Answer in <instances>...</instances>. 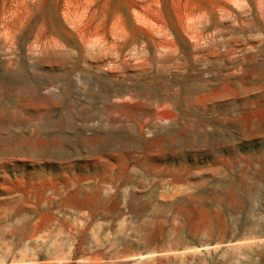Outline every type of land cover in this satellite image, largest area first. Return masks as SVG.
Here are the masks:
<instances>
[{
  "label": "rangeland",
  "instance_id": "374dc122",
  "mask_svg": "<svg viewBox=\"0 0 264 264\" xmlns=\"http://www.w3.org/2000/svg\"><path fill=\"white\" fill-rule=\"evenodd\" d=\"M0 36V264H264V0H0Z\"/></svg>",
  "mask_w": 264,
  "mask_h": 264
},
{
  "label": "bare ground",
  "instance_id": "6f19581e",
  "mask_svg": "<svg viewBox=\"0 0 264 264\" xmlns=\"http://www.w3.org/2000/svg\"><path fill=\"white\" fill-rule=\"evenodd\" d=\"M4 35V34H3ZM1 37V36H0ZM4 37H7L6 36V34L4 35ZM6 39V38H5ZM38 41V40H37ZM36 42V41H35ZM11 43V42H10ZM35 45V44H34ZM26 47V46H25ZM24 47V48H25ZM35 47H36V45H35ZM38 47V46H37ZM40 47V46H39ZM58 47V46H57ZM41 48V47H40ZM39 48V50H38V53L36 52V54H38V56H40L39 54L40 53H42V50ZM55 48H56V46H55ZM27 53L26 54H23V55H27V56H31V55H34V46L33 47H27ZM45 49V48H44ZM43 49V50H44ZM45 51V50H44ZM36 59H33V60H31V61H26V60H24V56H20V58H19V60H18V62H19V64H21L20 65V67H21V69H23V70H29V69H31L32 67H34V66H36V63H37V60L39 59V58H37V56L35 57ZM10 64V63H9ZM47 76H49L50 78H52L53 80H55L57 77H58V75H55V74H48ZM0 85L1 86H3V87H7V85H5V83H4V81H2V82H0ZM23 88H22V90H25V89H28V90H30V91H32V92H36L37 91V89H38V84L37 83H31V84H24L23 83V86H22ZM18 102V101H17ZM20 103H21V101H20ZM4 105V104H3ZM18 105L19 104H17L16 102L13 104V106H14V109H15V112H16V114H15V116H19V115H21V114H24V111L22 110V109H20V108H18ZM28 121V120H27ZM16 122H19V121H17L16 120ZM55 125V124H54ZM43 126H45V125H43ZM42 130H45L44 128H42ZM38 135L39 134H36V137H38ZM35 136V135H34ZM50 137H52V135L50 136ZM46 139V138H45ZM58 140H60V138H58ZM64 141H68V140H66L65 138H63V142ZM65 152L67 151V149H65L64 150Z\"/></svg>",
  "mask_w": 264,
  "mask_h": 264
}]
</instances>
